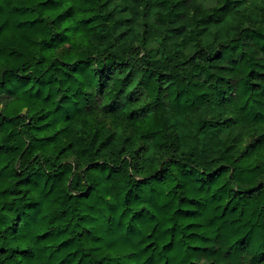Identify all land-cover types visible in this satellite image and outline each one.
<instances>
[{"label":"trees","instance_id":"obj_1","mask_svg":"<svg viewBox=\"0 0 264 264\" xmlns=\"http://www.w3.org/2000/svg\"><path fill=\"white\" fill-rule=\"evenodd\" d=\"M0 264H264V0H0Z\"/></svg>","mask_w":264,"mask_h":264}]
</instances>
